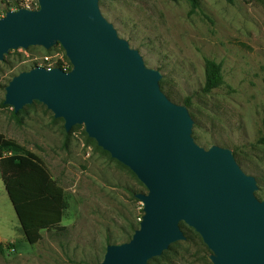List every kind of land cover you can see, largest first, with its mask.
Masks as SVG:
<instances>
[{"label": "rangeland", "instance_id": "rangeland-1", "mask_svg": "<svg viewBox=\"0 0 264 264\" xmlns=\"http://www.w3.org/2000/svg\"><path fill=\"white\" fill-rule=\"evenodd\" d=\"M200 1L193 14L187 0L99 4L146 66L161 72L166 96L189 109L195 141L206 149H231L242 170L257 179L256 196L264 200V146L259 144L264 136V0ZM19 3L0 0V17ZM41 56L70 63L61 45L49 51L13 50L0 62V134L36 152L63 188L68 203L64 229L44 230L42 240L31 245L10 207L13 224L7 233L17 247L10 255L0 253V264H100L109 245L132 239L144 215L136 196L148 190L99 147L84 126L67 133L64 121L40 103L23 109L21 123L11 108L1 107L8 83L21 72L41 67ZM206 59L220 64L224 76L223 85L212 93L203 91ZM182 228L187 240L173 244L150 264H212L201 236L186 224Z\"/></svg>", "mask_w": 264, "mask_h": 264}, {"label": "water", "instance_id": "water-1", "mask_svg": "<svg viewBox=\"0 0 264 264\" xmlns=\"http://www.w3.org/2000/svg\"><path fill=\"white\" fill-rule=\"evenodd\" d=\"M39 9L0 17V62L13 50L61 45L72 68L35 67L14 76L4 104L19 113L43 104L65 130L87 135L147 188L132 239L109 245L100 264H150L187 240L184 223L211 251L212 264H264V200L234 152L193 137L186 106L161 89L163 75L121 38L99 0H38Z\"/></svg>", "mask_w": 264, "mask_h": 264}, {"label": "trees", "instance_id": "trees-1", "mask_svg": "<svg viewBox=\"0 0 264 264\" xmlns=\"http://www.w3.org/2000/svg\"><path fill=\"white\" fill-rule=\"evenodd\" d=\"M187 1L191 7V14L200 8V0ZM227 1L233 2V0ZM8 11L10 9L6 12ZM223 83L224 76L221 65L212 59H206L203 91L212 93ZM160 84L162 85V83ZM187 105H190V100H187ZM1 107L11 108L4 102ZM23 112L24 110L16 114L13 110L14 117L20 123L19 116ZM259 144L264 146V136L260 138ZM0 170L6 191L29 244L39 243L44 230L64 229L61 224L68 208L65 191L53 179L40 157L0 134ZM183 224H181V228ZM4 248L3 245H0V253L5 254Z\"/></svg>", "mask_w": 264, "mask_h": 264}, {"label": "crops", "instance_id": "crops-1", "mask_svg": "<svg viewBox=\"0 0 264 264\" xmlns=\"http://www.w3.org/2000/svg\"><path fill=\"white\" fill-rule=\"evenodd\" d=\"M31 152L35 153L38 157H40L36 152H34V151H31ZM11 205H12V202L9 198L7 191H6V187H5V184L3 182L2 173L0 170V245H3L5 247L6 245L13 244L12 246L16 250V247H17L16 239L13 237H10L9 234L7 233L9 228H10L9 227L10 224H13L12 223L13 220L10 219V217H9V213H10V209H11L10 207H13V205L12 206ZM13 209H14V207H13ZM4 250H5V248H4ZM5 253H6V250H5Z\"/></svg>", "mask_w": 264, "mask_h": 264}, {"label": "built area", "instance_id": "built-area-1", "mask_svg": "<svg viewBox=\"0 0 264 264\" xmlns=\"http://www.w3.org/2000/svg\"><path fill=\"white\" fill-rule=\"evenodd\" d=\"M20 8H25L29 10H38L39 2L38 0H20V3L11 10L16 11ZM37 59L41 61V67L46 68L48 70L53 68H61L64 71H70V69L72 68L70 63H59L58 61L54 62L53 58L50 56H41L38 57ZM12 245L13 244H9L5 246V250L8 255L16 252L15 248Z\"/></svg>", "mask_w": 264, "mask_h": 264}]
</instances>
